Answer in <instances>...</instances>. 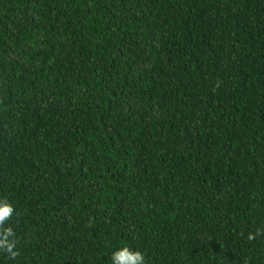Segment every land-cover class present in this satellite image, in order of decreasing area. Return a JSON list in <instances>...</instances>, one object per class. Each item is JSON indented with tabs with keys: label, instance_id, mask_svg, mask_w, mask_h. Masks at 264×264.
<instances>
[{
	"label": "trees",
	"instance_id": "obj_1",
	"mask_svg": "<svg viewBox=\"0 0 264 264\" xmlns=\"http://www.w3.org/2000/svg\"><path fill=\"white\" fill-rule=\"evenodd\" d=\"M0 200V264H264V0H0Z\"/></svg>",
	"mask_w": 264,
	"mask_h": 264
},
{
	"label": "clouds",
	"instance_id": "obj_2",
	"mask_svg": "<svg viewBox=\"0 0 264 264\" xmlns=\"http://www.w3.org/2000/svg\"><path fill=\"white\" fill-rule=\"evenodd\" d=\"M14 214V207L7 201L0 200V225L9 221ZM15 234L11 227L5 228L0 233V248H3L11 259L18 255L16 250ZM252 239V237H249ZM144 256L140 252H134L124 247L112 254V264H144Z\"/></svg>",
	"mask_w": 264,
	"mask_h": 264
}]
</instances>
